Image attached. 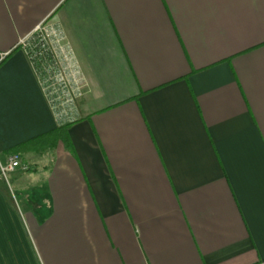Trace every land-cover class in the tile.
Returning a JSON list of instances; mask_svg holds the SVG:
<instances>
[{"label": "crops", "instance_id": "0c3cea01", "mask_svg": "<svg viewBox=\"0 0 264 264\" xmlns=\"http://www.w3.org/2000/svg\"><path fill=\"white\" fill-rule=\"evenodd\" d=\"M45 22L86 81L50 101ZM62 58V56H61ZM0 264H264V0H0Z\"/></svg>", "mask_w": 264, "mask_h": 264}, {"label": "built area", "instance_id": "2783aa9c", "mask_svg": "<svg viewBox=\"0 0 264 264\" xmlns=\"http://www.w3.org/2000/svg\"><path fill=\"white\" fill-rule=\"evenodd\" d=\"M22 44L34 65L39 62L36 69L54 106L74 105L83 93L86 81L60 28L55 24L49 27L40 24L32 37L22 40ZM19 168L28 170L29 166L23 163L19 153H11L5 163L0 161V177L8 182L9 175Z\"/></svg>", "mask_w": 264, "mask_h": 264}, {"label": "trees", "instance_id": "16d2710c", "mask_svg": "<svg viewBox=\"0 0 264 264\" xmlns=\"http://www.w3.org/2000/svg\"><path fill=\"white\" fill-rule=\"evenodd\" d=\"M35 65L36 68H38L39 62L36 61ZM69 126V124L59 126L46 134L34 137L22 144L13 147L9 150V153H19L22 157L31 152L37 154H45L53 150L57 146L59 141H63L68 146H71L68 135Z\"/></svg>", "mask_w": 264, "mask_h": 264}, {"label": "rangeland", "instance_id": "374dc122", "mask_svg": "<svg viewBox=\"0 0 264 264\" xmlns=\"http://www.w3.org/2000/svg\"><path fill=\"white\" fill-rule=\"evenodd\" d=\"M43 26L44 27H49L50 26V23L49 22H45V23H43ZM9 177H10V175H9Z\"/></svg>", "mask_w": 264, "mask_h": 264}]
</instances>
